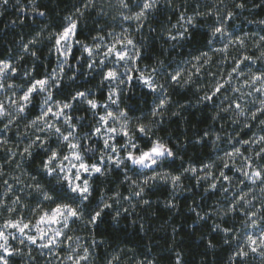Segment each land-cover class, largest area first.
<instances>
[{"label":"snow or ice","instance_id":"6c2138e0","mask_svg":"<svg viewBox=\"0 0 264 264\" xmlns=\"http://www.w3.org/2000/svg\"><path fill=\"white\" fill-rule=\"evenodd\" d=\"M167 2L171 6V0ZM94 3L95 0H87L83 7L87 9ZM8 4L9 0H0V8ZM160 4L161 0H134V3L116 0L121 19L134 22L137 32L145 27L149 15ZM235 7L243 9L245 4L238 3ZM33 11L40 16L45 15L35 7ZM76 11L80 16L84 15L81 9ZM199 15L202 14H181L179 20L183 24L179 25L180 30L176 34L170 32L167 39H187L192 35L189 26H196ZM232 15V12H227L225 18L231 19ZM65 20L67 23L59 31L47 37L53 42L49 55L55 52L56 68L39 74L35 65L21 71L17 65L24 59L23 55L15 62L11 57L0 59V124L3 125L0 127V152L5 154L4 163L16 161L15 169L20 170V175L12 179L23 185L17 191L24 193L22 198L15 194L12 184L3 181L7 187L3 197H0V264H12L14 256L27 255L34 259V247L41 254L47 250L48 264H61L57 259L61 249H66L62 264H92L90 248L96 246L97 241L93 239L86 246L81 243V237L75 235L77 229L92 231L99 227L106 210H113V205L121 200H128L133 209L136 207L132 203L133 197L137 198V203L150 205L147 190L159 183L170 184L173 190L183 189L182 178L186 174L195 177L197 185L201 181H209L206 192L219 190L229 193L235 182V191L230 197H225L227 207L219 209L218 214L222 217L242 214L240 230L221 227L220 224H214L213 230L224 234L225 244L235 243L233 254L229 257L230 264H251L252 261L264 264V66L255 70L250 66L258 61L264 62V50L258 57H234L235 62L231 71L226 73L227 78L220 76L196 101L197 104L214 107L213 123L229 120L231 124L242 125L243 130L258 129L246 139H238L236 132L226 133L231 150H225L219 159L223 169H235L239 175L219 170L217 176L212 171L214 163H204L203 167L192 163L185 167L182 163L177 174L171 169L177 159L183 161L180 155L182 142L179 137L165 141L156 130L166 118L181 117L182 111H187L189 107L185 104L174 106L169 89L193 84V77L201 73V62L209 64L212 57L208 52L193 56L189 63L195 71H188L187 75L186 69L179 65L169 70L170 65L160 59L155 65L141 68L143 46L132 37L129 29L123 28L119 33L112 31L106 35L98 33L88 43L79 39L78 20L72 16L65 17ZM216 20L217 24L211 28V39L227 37V42L212 51L220 53L224 57L220 63L226 64L230 46L243 47L245 41L242 37L233 38L219 15ZM173 27L177 28V25ZM40 35L37 33V37ZM260 40L264 41V36ZM38 42L37 38H33L23 43V53L39 60L37 52L30 49ZM77 45L80 50L77 58L79 66L74 68V74L69 75L68 80L75 83L82 75L81 68L88 75L98 73L101 87H106L103 100L98 99L91 89L73 90L71 84L65 85V69L73 67L70 59L75 57ZM17 78L20 83L16 82ZM137 84L148 90L153 104L146 115L132 116L129 93L135 95ZM196 91L199 92L200 88ZM37 97L41 98L39 113L28 119ZM217 97H223L219 104L216 103ZM81 104L84 105L85 115L77 116L75 112ZM20 121H25L23 133L17 132L19 141L10 146L8 134L14 128H20ZM221 129L226 131L223 124ZM210 136H214L213 143L223 139L219 132L205 131L196 143H207ZM250 151L251 155L245 154ZM29 161L35 164L36 175L23 169ZM3 169L4 164H0V176L5 175ZM117 170L122 175L121 183L128 184L130 195L122 196L118 189H114L111 194L101 195L99 203L93 205L91 201L96 181L106 180ZM25 175L27 182L22 179ZM40 176L46 179L42 181ZM9 196L12 197L10 202ZM27 197L36 200V204L28 209L32 218H27L20 211L28 208L24 203ZM166 206L176 207L172 201L166 202ZM121 211L126 213L129 209H116L113 219H118ZM196 215L202 220L205 218L199 212ZM24 245H28L26 252L20 247ZM208 247H215L211 240ZM137 264H144V261ZM176 264H182L179 254Z\"/></svg>","mask_w":264,"mask_h":264},{"label":"trees","instance_id":"16d2710c","mask_svg":"<svg viewBox=\"0 0 264 264\" xmlns=\"http://www.w3.org/2000/svg\"><path fill=\"white\" fill-rule=\"evenodd\" d=\"M85 1L20 0L19 10L15 9L13 2L0 8V59L12 57L15 61L23 55L24 59L19 64L35 65L39 74L51 69L53 60L49 56L47 37L50 33L60 30L65 24V17L71 16L78 8L84 11V17L79 20V39L83 41H89L97 33V28L104 24L98 10L94 11V6L87 9L83 7ZM237 1L247 3L249 0ZM252 6L258 7L259 16H264V5H260L259 0H253ZM34 7L45 15L40 16L37 11H33ZM185 7L189 15L196 13L202 15L197 16L194 28L189 26L191 36L177 40V43L169 41L167 28L179 20V9ZM210 11V6L202 0H171V6L168 2L160 5L153 14L151 30L144 27L146 32L142 41L145 43L143 58L145 63L152 65L157 59L170 62L174 58L184 59L207 51L211 39L208 24ZM204 13L209 14L203 15ZM37 33L41 35L37 37ZM33 38H37L39 42L31 50L37 52L39 60H34L22 51L21 45ZM88 81L92 85L97 84L93 79ZM169 95L174 106L178 104L189 106L187 111H182L181 117L166 118L165 123L156 130L165 141L179 137L182 142L180 155L183 161L177 159L171 171L178 174L182 163L185 167L189 163L198 167H203L204 163H211L214 159V136H210L207 143L197 144L196 140L205 131L215 133L221 123V120L213 123L212 105L196 103L198 96L202 94L196 91L195 83L187 87L170 88ZM129 96L132 116L146 115L150 111L153 100L146 88L137 86L135 95L129 93ZM38 162L37 160L36 163ZM27 171L37 174L35 164L31 161L27 162ZM182 179L183 189L176 192L163 183L149 188L147 198L151 201L150 205L137 203V198L133 197L132 203L136 204L134 209L128 201L125 203V200H121L119 204L113 205V210H106L107 214L99 227L90 231L97 241L95 246L97 258H101L105 264L110 256L118 257L113 264H137L138 261H144V264H148L149 261L153 264H176L179 254L182 264H230L229 257L233 254L235 243L225 244L224 234L219 230H213V226L220 224L221 227H234L232 224L239 221V214L220 217L216 206L213 205L219 192H206V187L201 183L197 185L195 177L190 174H186ZM121 180L119 170L104 181L97 180L91 203L93 205L99 203L101 195L111 194L114 189H118L124 196L128 184H122ZM168 201H172L176 207H167ZM121 207L128 208L129 211L126 213L121 211L120 217L113 219L115 209ZM197 212L205 218L200 219L196 215ZM234 229L237 231L235 227ZM209 240L215 247H208ZM251 264H258V261H252Z\"/></svg>","mask_w":264,"mask_h":264},{"label":"rangeland","instance_id":"374dc122","mask_svg":"<svg viewBox=\"0 0 264 264\" xmlns=\"http://www.w3.org/2000/svg\"><path fill=\"white\" fill-rule=\"evenodd\" d=\"M202 1L207 3V5H209L211 8V11L209 14L210 15V22H208L210 31H211V28L217 24L216 17H217V15H219L223 19L224 26L227 28L228 32L233 34V38L242 37V38H244V41H245V44L243 47H241L239 45L230 46L229 54L227 57L228 62L226 64H221L220 61L224 57H222V55L220 53H214L212 50H213V48L222 47L223 44L227 42V37L221 38L218 36L215 39H211V43L208 46V50L204 51V52H208L209 55L212 57L211 63L204 65L203 62H201L203 66H202L200 75L193 77V79L195 81L194 83L196 84V89L200 88L199 92L203 95L205 91L209 90L212 87V84L215 83V81L218 80L220 78V76L223 75V76H225V78H227L226 73L231 71V67L235 62L233 59L234 57L242 58L243 55H250V56L258 57L260 52L262 50H264V41L260 40V37L264 36V23H261V21H264V16L258 15L259 14L258 13L259 12L258 7L252 6L253 0H249V1H247V3H244L245 7L243 9L235 7L236 4L242 3V2H238L237 0H202ZM259 1H260V5H264V0H259ZM10 2L14 3V6H16L15 9H17V10H19V8L21 7L20 0H9V3ZM131 2L134 3V0H131ZM86 3H87V0L85 1L84 4H86ZM165 3H167V0H161L160 5H162V4L165 5ZM92 7L93 6H91V8ZM27 9H30V8H27ZM97 10L99 13V17H102V21L104 22V24L100 25L97 28V33L95 35H97L98 33L101 35H106L108 32H112V31L119 33V32H121V30L123 28H127V29H129L132 37L138 42V44L143 46V51H144L145 43L142 41V38L144 37L143 34L146 31H144V28H143L139 32H137L135 30V23L134 22L123 21L121 19L120 15H119V9L116 5V0H95L94 11L97 12ZM197 10H202V9H197ZM179 11H180V13H179L180 15L181 14H183L185 16H192L193 15V14L189 15L187 13L186 7L182 10L179 9ZM227 12L233 13L231 19L225 18ZM153 14L154 13L150 14L148 21L145 22V27L148 30L150 29V24L154 19ZM71 16L74 19H77L78 22H79L80 18L82 17L79 15V13H77V11H75ZM83 17H84V15H83ZM66 23H67V21H65V24ZM181 24H183V22L178 20L176 23H174V25H177V28H174L173 25L171 27H168L167 32H166L167 36L170 32L172 34H176V32L178 30H180L179 25H181ZM78 27H79V25H78ZM91 38L89 41H86V42L91 43L92 42ZM175 42L177 43V41H175ZM52 43L53 42L49 40L48 49L51 48ZM32 48H35V46L31 45L30 49H32ZM74 51H75V57L70 59V63L73 65V67L65 69V76H64L65 85L71 84L73 90H75L76 88H80V90H84V88L91 89L92 92L96 95V97L98 99L103 100V98H104L103 94L106 93V87H101V85L99 83L100 77H99L98 73L95 75H88L85 72V70L83 68H81L82 75L78 76V79L75 83L68 80V76L74 74V68L79 66L77 64V58L80 56L79 45L76 46ZM201 53L202 52L198 53L197 55H200ZM144 54H145V52H144ZM49 56L53 60V67L52 68H56L57 67V56H56L55 52L53 51L52 54ZM192 57H185L184 59L174 58L170 62H165V61L164 62L166 64L170 65L169 70H171L172 68H175L177 65L183 67L184 69H186L185 75H187L188 71H192V72L195 71V69L192 68V63H189L192 60ZM6 59H8V58H6ZM12 59H13V62H15L14 58H12ZM162 60H164V59H162ZM165 60H166V58H165ZM155 63H153L152 65H155ZM144 65H149V64H146L145 61L142 60V62L140 63V67L143 68ZM17 66L21 69V71H23L24 68H31L32 67V66H29L28 64H27V66L22 65V64H18ZM250 66L253 67V69L255 70L256 68H260V67L264 66V62L258 61L255 65H250ZM51 69H46L45 73L49 72ZM90 79L97 81V84L92 85V83H90V81H88ZM16 82L20 83L21 81L19 80V78H17ZM234 83H235V81H234ZM137 86L140 87L139 84H137L136 87ZM228 95H234V94L228 93ZM60 98L62 99L63 97H60ZM222 98L223 97H217L216 103L219 104V101ZM40 99H41L40 97H37V103L34 105L32 111L29 113L28 119L33 118L35 115H37L39 113V103L38 102L40 101ZM213 110L215 111L214 107H213ZM75 115H77V116H84L85 115L84 105L81 104L79 106V108L75 112ZM88 116L90 118L91 114L88 113ZM145 122H147V121H145ZM19 123H20V128L19 129L14 128L13 131L8 134L10 137V146H13L16 143H18L19 136L17 135V132H19L21 135L23 133L25 121H20ZM222 124L225 126L226 131L221 129ZM0 127H3V125L0 124ZM30 131H31V129H29V132ZM255 131H258V129L255 127L251 130H243L242 125L231 124V122L229 120H221L219 127L216 128V131H215V132H219L221 134V136L223 137V139L220 142L214 143V147H215L214 156H213L214 159L211 162V163H214V165H215V167L212 169L214 174H216L218 176L219 170H224L229 175H234V174L236 176L239 175V174L235 173V169H232L231 171H229L228 169H223L222 161L219 159V157H222L224 155L225 150H231V145L227 142V134L226 133L236 132L238 139H246V138H250L251 133L255 132ZM237 146H239V145H237ZM245 154L251 155L252 153L250 151V152H247ZM5 159H6L5 154L3 152H0V164H4L3 170L5 173L4 176H0V197H3V194H4L5 189L7 187V185H5L3 183V181L7 180L9 184L13 185V189H14L15 194L21 195L23 198L24 193L22 191H17L19 189H22L23 185L17 184L12 179L13 176H19L20 175V170L15 169L16 161L13 160L12 164H7V163H4ZM236 163L239 164L240 161L237 160ZM23 169L27 171V163H25L23 165ZM39 178L42 181L46 179L44 177H42V178L39 177ZM22 179H24L27 182L28 177L25 175L24 177H22ZM200 183L202 186L207 188L209 181H201ZM167 185L172 189L170 184H167ZM225 186H228L227 182H225ZM179 190H180V188H177L176 190H173V191L176 192ZM130 191L131 190L128 186L127 193H125L124 196L125 197L129 196ZM233 191H235V182L233 183V186L230 188L229 193H224V192L218 190L219 195H218L217 199L214 200V203H213V205L216 206V211L218 213H219V209L227 207V200L225 199V197L226 196L230 197L231 192H233ZM11 198L12 197L9 196V198H8L9 202H10ZM127 201L128 200H125V203H127ZM109 202H111V201H109ZM24 203L28 205V208H22V209H20V211L27 218H32L28 209L32 208L36 204L35 198H32V197L24 198ZM257 206H259V205H257ZM113 209H114V207H113ZM239 216H240L239 221H234V223L232 224L237 229V231L240 230V227H241L240 222L243 219L242 214H239ZM220 217H222V216H220ZM0 222H2V218H0ZM75 235L80 236L81 237V243L85 244L86 246L90 245L91 241L94 239V237L90 234L89 230L77 229L75 232ZM13 243H15V242H13ZM20 247H23L25 249V252H26L28 245H24V246H20ZM90 251L92 253V257H91L92 264H105V263H103L101 258H99V259L97 258L96 254H95V246L91 247ZM65 254H66V249H61L60 250V256L57 258L58 260L61 261V264H62V260H63V257L65 256ZM32 255H33L34 259H30L27 255L14 256L11 258L12 264H48L49 256L47 255V250H44V254H41L40 250L34 247ZM106 260H107L106 264H113V262H114V259L112 256H110V258H108ZM18 261H20V262L18 263Z\"/></svg>","mask_w":264,"mask_h":264}]
</instances>
